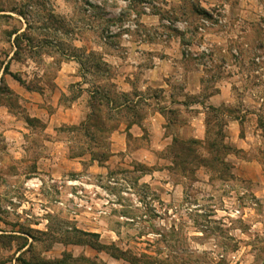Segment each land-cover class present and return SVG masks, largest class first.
<instances>
[{"label": "rangeland", "instance_id": "374dc122", "mask_svg": "<svg viewBox=\"0 0 264 264\" xmlns=\"http://www.w3.org/2000/svg\"><path fill=\"white\" fill-rule=\"evenodd\" d=\"M166 35L216 97L205 139L175 159L135 128L113 148L149 105L113 80L141 79L154 60L129 47ZM93 92L127 107L99 98L91 137ZM76 103L81 122L59 126ZM171 111L168 136L190 121ZM0 264H264V0H0Z\"/></svg>", "mask_w": 264, "mask_h": 264}, {"label": "crops", "instance_id": "0c3cea01", "mask_svg": "<svg viewBox=\"0 0 264 264\" xmlns=\"http://www.w3.org/2000/svg\"><path fill=\"white\" fill-rule=\"evenodd\" d=\"M147 42L140 41L136 45H131L129 47L130 53H136V55H141L145 57L146 54H151L154 62L152 66L141 74V79L135 81L134 75L131 74L129 78L128 71L122 73L118 80H113L117 84L119 91L122 92V96L130 97L136 92L134 102L135 105L141 102L143 99L145 104H149L146 107V115L144 120L141 122V125L134 124L131 127L123 126L124 128L114 133L111 141L112 147L116 146V141L119 144L122 143V149H128V135L132 134L135 128L142 130L145 128L150 134H155L157 139L156 143L163 144L166 142V145H169L175 139L180 141L188 142L190 140H204L207 134V123H206V114L205 108L208 107L210 101L215 102L216 97L210 98L206 103L203 101L202 92H203V78L201 70L198 69L196 72L189 70L187 67V60L190 57V50L188 47H183L180 44V37L175 35H166L164 37L167 42ZM179 41V44H178ZM89 52V51H88ZM139 60H135L136 66L131 68L134 70H139L141 65L140 57ZM74 62L65 64L69 66ZM77 63V62H76ZM75 63V64H76ZM111 64V63H109ZM127 69V68H126ZM66 84L63 83L59 85V92L64 96L66 93ZM148 89H157L162 93L163 98L158 100L156 97L150 99L146 98V92ZM91 96L93 93H90ZM82 97V96H81ZM80 97V100H81ZM198 98V102L195 104L189 103L190 98ZM219 97V96H217ZM83 98V97H82ZM79 100V101H80ZM112 101V100H111ZM113 106V101H112ZM75 108V110H73ZM73 108L66 109L62 105L58 106L57 114L60 117L59 126L74 124L77 125L81 122V117L84 114L83 109L79 108L77 103ZM208 109V108H207ZM173 111H178L179 116L186 115L190 117V121L185 124H179V122L171 123L174 128V134L166 135V125L169 124L168 116ZM188 110L191 111L189 114ZM195 110V112H194ZM76 113L78 117L71 118V114ZM204 118V119H203ZM202 124V129L199 127L197 129L195 122ZM143 131V130H142ZM142 135H139L140 138ZM160 146L157 145V148Z\"/></svg>", "mask_w": 264, "mask_h": 264}, {"label": "trees", "instance_id": "16d2710c", "mask_svg": "<svg viewBox=\"0 0 264 264\" xmlns=\"http://www.w3.org/2000/svg\"><path fill=\"white\" fill-rule=\"evenodd\" d=\"M18 33H16L17 35ZM19 38L17 37L16 39V45L17 43L19 42ZM19 48V47H17ZM19 83L23 84L22 81L17 78L16 76L14 77ZM2 82V85L6 84V81L5 79L2 78L1 80ZM24 86L26 84H23ZM9 93H12V95L14 94L10 89H8ZM29 91H31L30 89H28ZM101 93L100 92H93V95L91 96V99H92V104H91V110H92V113L89 117V121L88 122H84L81 124L80 127H78L77 130H84L87 135L90 134L91 137H93V133L94 132H100L99 130V124H100V120H101V117H100V114L98 115V113L100 112V109H99V106H100V103H98L99 101H101L99 98L101 99H104L105 101H107V105L106 107L110 106V104H112V101L110 100V98L108 96H100ZM127 106L126 105H120L118 106L117 108L114 107V101H113V111H120V110H123L124 108H126ZM131 127V126H130ZM208 127V125H207ZM130 136V135H128ZM189 143L188 142H184V141H180L178 139H175L173 141V148H172V151H171V154H175L173 155L175 157V159L178 158V156L181 155H187V156H191L193 154V150L192 148L188 145ZM213 148V147H212ZM98 236V235H96Z\"/></svg>", "mask_w": 264, "mask_h": 264}, {"label": "built area", "instance_id": "2783aa9c", "mask_svg": "<svg viewBox=\"0 0 264 264\" xmlns=\"http://www.w3.org/2000/svg\"><path fill=\"white\" fill-rule=\"evenodd\" d=\"M91 3L92 4H94V2H92L91 1ZM203 23L205 24V25H209V22L207 21V20H204L203 19ZM201 30H204V29H201ZM202 52L204 51V52H207L208 53V51H207V49L205 48V47H202ZM38 180H32L31 182H29L28 184H27V186L28 187H31V188H35V187H38L39 185L36 183Z\"/></svg>", "mask_w": 264, "mask_h": 264}]
</instances>
